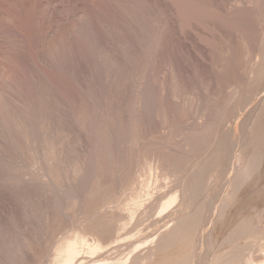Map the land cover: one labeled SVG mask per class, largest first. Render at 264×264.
<instances>
[{"label": "rangeland", "instance_id": "1", "mask_svg": "<svg viewBox=\"0 0 264 264\" xmlns=\"http://www.w3.org/2000/svg\"><path fill=\"white\" fill-rule=\"evenodd\" d=\"M262 53L264 0H0V264L82 263L96 222L125 213L114 234L144 257L168 213L192 212L184 187L201 168L209 242L264 210L261 149L255 184L212 225L264 100Z\"/></svg>", "mask_w": 264, "mask_h": 264}, {"label": "bare ground", "instance_id": "2", "mask_svg": "<svg viewBox=\"0 0 264 264\" xmlns=\"http://www.w3.org/2000/svg\"><path fill=\"white\" fill-rule=\"evenodd\" d=\"M196 14V13H195ZM264 54V53H262ZM261 54V56H262ZM264 56V55H263ZM255 61V60H254ZM263 65L261 68V71L257 73V77L256 78H264V58H263ZM247 62V61H246ZM260 66V65H259ZM258 70V69H257ZM254 75V74H253ZM256 75V74H255ZM252 77V76H251ZM254 80V79H253ZM231 84V83H230ZM255 84V83H254ZM231 96V95H230ZM231 98V97H230ZM260 100V99H258ZM249 101V100H248ZM252 101V100H251ZM142 103V102H141ZM239 103V102H238ZM259 103V101H258ZM233 104V103H232ZM256 104V103H255ZM259 105V106H258ZM257 107V111L259 112V118L256 116L254 117L252 120L251 118V113L253 111H250L248 117L250 116V122H248V135L243 134L244 137H247V139L245 140L244 143H242V147L243 150L239 153H236L233 157L234 159V163L235 165V171H234V175L232 176V178L230 179V189L228 188L226 195L224 196V192L222 193V197L223 200L221 202V204L218 206H216V217H214L215 219H212V225L215 226V224L219 221H221L223 219V217L225 216V213L227 212V209L229 208V206L231 204H235V202L238 200L237 196L238 194H240V191H242L243 189L246 190L245 188L251 186L252 183L251 180L254 179V175L255 173L258 171V169H260V167H258L259 164H261V151L264 150L263 149V145H264V100H262ZM255 107V108H256ZM231 108V107H230ZM225 109V108H224ZM252 109V108H251ZM254 109V108H253ZM255 111V109H254ZM237 112V111H236ZM231 113V112H230ZM258 114V113H257ZM228 115V114H227ZM253 115V114H252ZM203 116V115H202ZM206 116V115H204ZM222 116V115H221ZM253 117V116H252ZM229 118V117H228ZM194 119V118H193ZM217 119V118H216ZM227 119V118H225ZM191 121V120H190ZM217 121V120H216ZM35 122V121H34ZM194 122V121H193ZM247 122V121H246ZM190 123V122H189ZM40 124V123H39ZM191 124V123H190ZM214 124V123H213ZM220 124V123H219ZM210 125V124H209ZM217 125V124H216ZM240 125V124H239ZM36 126V125H35ZM186 126V125H185ZM207 126V125H206ZM211 126V125H210ZM201 127V126H200ZM223 127V126H222ZM206 128V127H205ZM204 128V129H205ZM241 128V127H240ZM247 128V126H246ZM186 130V129H185ZM203 130V129H202ZM213 130V129H210ZM218 130V129H217ZM191 131V130H190ZM215 131V129H214ZM214 131L212 132L214 134ZM196 132V131H195ZM194 132V133H195ZM199 133V131H197ZM210 132V131H208ZM219 132V130H218ZM189 133V132H188ZM207 133V131H206ZM211 133V134H212ZM186 134V132H185ZM197 134V133H196ZM203 134V133H201ZM205 134V133H204ZM209 133H207L208 135ZM212 134V135H213ZM191 135V134H190ZM240 135V134H239ZM194 137V136H193ZM208 137V136H206ZM243 137V138H244ZM197 138V135H196ZM195 138V139H196ZM202 139V138H201ZM209 139V138H208ZM245 139V138H244ZM179 140V139H178ZM130 141V140H129ZM137 141V140H136ZM188 142V141H187ZM190 142V141H189ZM129 144V143H128ZM191 144V143H190ZM237 144V143H236ZM138 145V144H137ZM201 145V144H200ZM241 146V145H240ZM212 147V146H211ZM210 147V148H211ZM214 147V146H213ZM137 148V147H136ZM177 148V147H176ZM249 148V150H247ZM262 149V150H261ZM146 150V149H145ZM171 150V149H170ZM193 151V150H192ZM32 152V151H31ZM150 152V151H149ZM161 152V151H160ZM208 152V151H207ZM211 152V151H210ZM213 152V151H212ZM231 152V151H230ZM194 152H192L193 154ZM196 153V152H195ZM245 153H247L245 155ZM33 154V153H32ZM191 154V155H192ZM216 154V153H215ZM190 155V156H191ZM233 155V154H232ZM149 156V155H148ZM181 156V155H180ZM263 156V155H262ZM39 157V156H38ZM208 157V156H207ZM189 158V157H188ZM195 158V157H194ZM205 158V157H204ZM211 158V157H210ZM222 159V158H221ZM260 159V162H259ZM178 160V159H176ZM197 160V159H196ZM204 160V159H203ZM174 161V160H173ZM179 161V160H178ZM207 161V160H206ZM185 162V161H184ZM203 162V161H202ZM211 162V161H210ZM213 162V160H212ZM259 162V163H258ZM183 163V162H182ZM216 163V162H215ZM122 164V163H121ZM164 164V163H163ZM206 164V163H205ZM210 164V163H209ZM212 164V163H211ZM219 164V163H218ZM217 165V164H216ZM233 165V164H232ZM126 166V165H125ZM171 166V165H170ZM36 167V166H35ZM182 167V166H181ZM233 167V166H232ZM24 168V167H23ZM77 168V166H76ZM174 168V167H173ZM213 168V167H212ZM177 169V168H176ZM206 169V168H205ZM164 170V169H163ZM171 170V169H170ZM174 171V170H173ZM181 171V170H180ZM200 171V169H199ZM199 171L197 173H199ZM205 171L201 168V172L200 174H195V177L192 176V178H190L187 182V184L185 183V189H187V187L190 189H193L192 186L194 185V192L193 190L190 191V193L192 194H188V198L186 200V207H192V212L187 210V208H184L187 210V214H179L181 213V211L178 213V211L180 210L179 208L174 210L177 212V214L175 213H171L167 215L166 217V223L165 225H168L169 223H173L172 226L167 230V232H159V230H156L154 233H151L150 235H148L146 238V240H150L151 244L149 246V248L151 247V249H149L148 251H146V255H144L143 257V253L142 257L140 255H138L136 253L138 248V245H136L137 243L131 240H129L130 242L125 241L126 238H129L130 232L126 233L125 235L119 233V236H116L114 234V232L116 231L115 229H117V227L119 226L118 230L122 227L124 228L127 224H128V216L130 217V213L127 214L125 213V215H119L116 216L114 218H111L110 220H100L96 222V228H94L96 231L95 233V237L93 235L94 238H91V241L87 239V241H94L95 243L93 244H87L88 245V250H89V255L90 257H84L87 259H82V263H80L79 261H77L76 259V263L77 264H264V262L262 260H260L261 258H257L258 253L260 254L261 252H264V231L261 232V225L260 224V215L259 214H263L261 213L262 210L260 207V213L257 214V212L254 210H252V213H248L245 215H242V213L240 214L239 212H237V216H240L238 219H234L232 220L233 223H231L229 226L228 224L230 223V219H229V223H222L224 225V229L221 228L223 230V232L219 233L220 234H215L214 236V240H212L211 242L208 241V236H209V231L205 232L208 226L207 225V221H209L207 217V215L204 213L205 210V204L203 203V201L200 200V194L203 191L202 189L205 188L204 183L205 182L203 176L205 174ZM214 171V170H213ZM233 171V170H232ZM74 172V171H73ZM207 172V171H206ZM182 173V172H181ZM258 173V172H257ZM263 173V172H262ZM29 174V173H28ZM46 174V173H45ZM165 174V173H163ZM174 174V173H172ZM191 174V173H190ZM230 174V173H229ZM15 175V174H14ZM179 175V174H178ZM198 175V176H197ZM206 175V174H205ZM257 175V174H256ZM255 175V176H256ZM264 175V174H263ZM176 176V175H175ZM37 177V175H36ZM45 177V176H44ZM73 177V176H72ZM184 177V176H183ZM206 177V176H205ZM263 177V176H262ZM179 178V177H178ZM177 178V179H178ZM261 178V177H260ZM76 180V179H75ZM110 180V179H109ZM227 180V179H226ZM123 181V180H122ZM181 181V180H180ZM23 182V181H22ZM50 182V181H49ZM150 182V181H149ZM250 182L252 184H250ZM257 182V181H256ZM146 183V182H145ZM5 184V183H4ZM144 184V183H143ZM224 184V183H223ZM9 185V184H8ZM18 185V184H17ZM155 185V184H154ZM176 185V184H175ZM184 186V185H183ZM227 186V184L225 185ZM45 187V186H44ZM183 188V189H184ZM10 189V188H9ZM155 189V188H154ZM162 189V188H161ZM174 189V187H173ZM188 189V190H189ZM213 189V188H212ZM227 189V188H226ZM252 189V188H251ZM258 189V188H257ZM100 190V189H99ZM177 190V189H176ZM205 190V189H204ZM259 190V189H258ZM64 191V190H63ZM117 191V190H116ZM173 191V190H172ZM171 191V192H172ZM185 191V190H184ZM59 192V191H58ZM102 192V191H101ZM189 193V191H187ZM217 192V191H216ZM57 193V192H56ZM258 193L260 194V198L261 196L264 197V180L262 182V186L260 188V190L258 191ZM156 194V193H155ZM205 194V193H203ZM219 194V193H218ZM217 194V195H218ZM243 194V193H242ZM257 194V195H259ZM191 195V196H190ZM208 195V194H207ZM69 196V195H68ZM137 196V195H136ZM139 197V196H138ZM141 197V196H140ZM159 197V196H158ZM173 197V196H172ZM182 197V196H181ZM218 197V196H217ZM256 197V196H255ZM70 198V197H69ZM73 198V197H72ZM134 198V197H133ZM149 198V197H148ZM151 198V197H150ZM142 199V198H141ZM179 199V198H178ZM204 199V197H203ZM215 199V198H214ZM248 199V198H247ZM251 199V198H250ZM258 199V198H257ZM134 200V199H132ZM131 200V201H132ZM140 200V199H139ZM249 200V199H248ZM264 201V198L261 199ZM69 201V200H67ZM136 202V200H134ZM138 201V200H137ZM171 201V200H169ZM174 201V200H173ZM217 201V199H216ZM219 201V200H218ZM221 201V200H220ZM72 202V201H71ZM134 202V203H135ZM140 202V201H139ZM146 202V201H145ZM168 202V201H167ZM166 202V204H167ZM206 202V201H205ZM243 202V201H242ZM77 203V202H76ZM130 205L133 203L129 202ZM128 203V204H129ZM138 203V202H137ZM143 203V202H142ZM141 203V204H142ZM159 203V202H158ZM169 203V202H168ZM172 203V202H170ZM212 203V202H211ZM248 203V202H247ZM258 203V202H257ZM140 205V203H138ZM157 204V202H156ZM233 204V205H234ZM243 204V203H242ZM262 204V203H260ZM129 205V206H130ZM136 205V204H135ZM171 205V204H170ZM182 205V203H181ZM207 205V204H206ZM231 205V206H233ZM246 205V204H245ZM248 205V204H247ZM251 205V204H249ZM263 205V204H262ZM66 206V205H65ZM138 206V205H137ZM154 206V205H153ZM164 206V205H163ZM167 206V205H166ZM131 207V206H130ZM129 207V208H130ZM149 206L145 207V209H149ZM155 207V206H154ZM165 207V206H164ZM162 207V209L164 208ZM168 207V206H167ZM184 207V205H183ZM207 207V206H206ZM253 207V205H252ZM257 207V206H256ZM255 207V208H256ZM128 208V207H126ZM132 208H134L135 211V206H132ZM131 208V209H132ZM139 208V206L137 207ZM136 208V209H137ZM169 208V207H168ZM240 208V207H239ZM242 208L244 209L243 205ZM251 208V207H250ZM254 208V207H253ZM254 208V209H255ZM191 209V208H190ZM214 209V210H215ZM242 209V210H243ZM248 209V207H247ZM123 210V209H122ZM144 210V209H143ZM152 209L148 210L149 214H152L153 211H151ZM157 210V207H156ZM213 210V209H212ZM258 210V209H257ZM145 211V210H144ZM151 211V212H150ZM206 211V210H205ZM241 212V209L239 210ZM244 211V210H243ZM242 211V212H243ZM130 212V209L129 211ZM136 212V211H135ZM215 212V211H214ZM141 213V212H140ZM148 213H144L147 214V220L149 219V217L151 218L152 216H148ZM228 213V212H227ZM136 213H132L131 217L135 216ZM143 214V215H144ZM167 214V213H165ZM176 215V217H173V215ZM213 214V213H212ZM215 214V213H214ZM236 214V213H235ZM141 215V214H140ZM141 215V217L143 216ZM205 215V217H204ZM228 215V214H226ZM115 216V215H114ZM112 217V216H111ZM138 217V215H137ZM136 217V218H137ZM234 217V216H233ZM144 218V217H143ZM146 218L144 221H146ZM172 218H174L172 220ZM210 219V217H209ZM130 220V219H129ZM132 220V218H131ZM141 220V219H140ZM162 220V219H161ZM160 220V223H161ZM164 220V219H163ZM162 220V221H163ZM225 219L222 220V222H224ZM142 221V220H141ZM138 221L137 222H141ZM235 221V222H234ZM135 222V221H134ZM147 222V221H146ZM145 222V223H146ZM154 222V221H153ZM156 222V221H155ZM211 222V221H210ZM136 223V224H138ZM144 223V222H141ZM163 223V222H162ZM119 224V225H118ZM134 224V226L136 225ZM210 224V223H209ZM208 224V225H209ZM95 225V224H94ZM154 225V224H153ZM211 225V224H210ZM133 226V225H132ZM140 226V225H139ZM142 226V225H141ZM159 226V225H158ZM222 226V225H221ZM136 228L137 225L135 226ZM134 227V228H135ZM161 227V226H160ZM211 227V226H210ZM209 227V228H210ZM229 227V228H228ZM71 228V227H70ZM126 228V227H125ZM135 228V229H136ZM149 228V227H148ZM152 228V227H150ZM154 228V227H153ZM156 228V227H155ZM73 229V228H72ZM131 230L133 228H130ZM81 230V229H80ZM221 230V231H222ZM217 231V230H216ZM82 232V231H81ZM119 232V231H117ZM214 232V231H213ZM78 233V231L76 232ZM85 233V232H84ZM83 233V234H84ZM133 233V231L131 232V234ZM78 235V234H77ZM82 235V234H81ZM89 235V234H88ZM92 235V234H91ZM118 235V234H117ZM63 236V235H62ZM72 236V240L77 237V236ZM87 236V234H86ZM156 239H154V237H156ZM69 237V236H67ZM74 237V238H73ZM85 237V236H83ZM92 237V236H91ZM131 237V236H130ZM153 237V238H152ZM80 238V235L78 236V239ZM144 238V237H143ZM68 239V238H67ZM77 239V238H76ZM82 239V238H81ZM21 240V239H20ZM59 240V239H58ZM65 240V238H64ZM63 240V241H64ZM70 239V241H72ZM137 240V239H136ZM143 240V239H142ZM145 240V241H146ZM24 241V240H23ZM67 240H65L64 243L69 244V242H66ZM74 243L76 242L75 239L73 240ZM80 241V240H78ZM84 241V242H83ZM140 243V240H138ZM137 241V242H138ZM83 243H85V240L83 238L82 240ZM143 242V241H142ZM210 243L209 245L213 246L211 247L213 249L211 257L207 256L205 258H202L200 262H198L197 257L200 259V257L202 256V254L200 255V250L201 252L203 251L204 248V244L208 245L207 243ZM82 243V244H83ZM138 243V244H139ZM1 244V243H0ZM63 244V243H62ZM71 244V243H70ZM73 244V242H72ZM76 244V243H75ZM142 244V243H140ZM139 244V246H140ZM55 245V244H54ZM77 247H78V242H77ZM75 245V246H76ZM80 245V244H79ZM56 246V245H55ZM64 246V245H63ZM86 246V245H84ZM84 246H79V247H84ZM230 246V248H229ZM3 247V246H2ZM62 247V246H61ZM208 247V246H207ZM58 248V247H56ZM55 248V249H56ZM65 248V247H62ZM70 249L69 252H71L70 254H74L75 256V251H74V247H69ZM86 248V247H84ZM7 249V248H6ZM33 249V248H32ZM81 249V248H79ZM124 249V250H122ZM148 249V248H147ZM209 249V248H208ZM207 249V250H208ZM1 250V249H0ZM57 250V249H56ZM62 249H60L59 251H61ZM76 250V248H75ZM78 250V249H77ZM84 250V249H83ZM146 250V249H145ZM10 251V250H9ZM66 251V250H65ZM97 252V253H91V252ZM141 251V250H140ZM197 251L199 253V255L197 256ZM63 252V250L61 251V253ZM68 252V253H69ZM82 252V250H81ZM84 252H88L87 248L86 251ZM205 251H203L204 253ZM6 253V252H5ZM10 253V252H9ZM77 253L80 254V251ZM83 253V252H82ZM139 253V251H138ZM207 253V252H206ZM2 254V253H1ZM35 254V253H34ZM54 254V253H53ZM58 254V252L56 253ZM69 254V255H70ZM85 254V253H84ZM264 254V253H263ZM261 253V255H263ZM11 255V254H10ZM59 255H65L63 254H59ZM82 255V254H80ZM79 255V256H80ZM87 255V254H86ZM88 255V256H89ZM205 255V254H204ZM4 256V255H3ZM6 256V255H5ZM67 256V254L65 255V257ZM72 255H70L71 257ZM68 257V256H67ZM76 257V256H75ZM78 257V256H77ZM76 257V258H77ZM258 257H261L260 255ZM55 258H59L58 256ZM69 258V257H68ZM67 258V259H68ZM89 258V259H88ZM212 258V259H211ZM52 259V257H51ZM54 259V258H53ZM65 259V258H63ZM72 259V258H71ZM61 260V259H60ZM78 260H80V258L78 257ZM53 261V260H52ZM56 261V259L54 260ZM59 261V259L57 260V262ZM262 261V263L259 262ZM62 262V261H61ZM65 262V261H64ZM68 262V260H67ZM59 263V262H58ZM69 264L70 261L68 262ZM73 263H75V261H73ZM54 264V262H53ZM55 264H57L55 262ZM61 264V263H60ZM66 264V263H64Z\"/></svg>", "mask_w": 264, "mask_h": 264}]
</instances>
